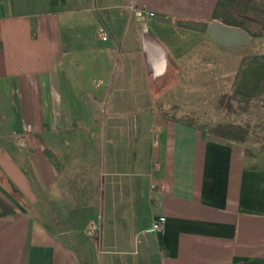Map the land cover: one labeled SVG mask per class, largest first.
Wrapping results in <instances>:
<instances>
[{
    "label": "crops",
    "instance_id": "0c3cea01",
    "mask_svg": "<svg viewBox=\"0 0 264 264\" xmlns=\"http://www.w3.org/2000/svg\"><path fill=\"white\" fill-rule=\"evenodd\" d=\"M217 1L0 0V264H264V148L156 107Z\"/></svg>",
    "mask_w": 264,
    "mask_h": 264
},
{
    "label": "rangeland",
    "instance_id": "374dc122",
    "mask_svg": "<svg viewBox=\"0 0 264 264\" xmlns=\"http://www.w3.org/2000/svg\"><path fill=\"white\" fill-rule=\"evenodd\" d=\"M171 26L180 32L176 36L172 32L170 34L178 39L183 55L187 58L200 56L203 60L200 63V70L193 67L195 62L191 63V69L187 67L185 69L187 70L186 78L189 76L186 83L195 85L196 88L190 93L186 90L185 93L180 94L183 99H177L181 105L173 107L171 104L175 100L168 97L160 103L157 102L158 110L167 115L194 119L199 125L208 127L218 123L241 125L249 131L248 143L264 148V94L249 101H241L234 94V78L243 59L247 56L264 53V36L254 38L251 46L222 48L204 33H194L195 36L203 40L201 42L196 37H192L191 31L175 25ZM206 56L212 58L211 69L207 68L209 60L206 59ZM189 88L192 89L191 86ZM123 95L127 102L133 103V106H135V100L143 101V103H145L144 101L148 102L149 99L152 100L149 93L143 91L137 95L134 91H128Z\"/></svg>",
    "mask_w": 264,
    "mask_h": 264
},
{
    "label": "trees",
    "instance_id": "16d2710c",
    "mask_svg": "<svg viewBox=\"0 0 264 264\" xmlns=\"http://www.w3.org/2000/svg\"><path fill=\"white\" fill-rule=\"evenodd\" d=\"M212 20L246 31L253 39L264 36V0H218ZM211 20V21H212ZM234 94L241 101H249L264 94V53L247 56L234 78ZM175 121L199 128L203 135L244 142L248 129L235 123H218L208 127L194 119L169 115Z\"/></svg>",
    "mask_w": 264,
    "mask_h": 264
},
{
    "label": "water",
    "instance_id": "95a60500",
    "mask_svg": "<svg viewBox=\"0 0 264 264\" xmlns=\"http://www.w3.org/2000/svg\"><path fill=\"white\" fill-rule=\"evenodd\" d=\"M156 19L168 24H176L177 26L206 34L216 45L222 48H235L242 46H251L253 38L244 30L229 26L217 20L199 21V20H174L172 17L162 15L156 16ZM143 31L147 32L148 27L143 24ZM165 57V56H164ZM168 57V56H167ZM166 64V60L164 61Z\"/></svg>",
    "mask_w": 264,
    "mask_h": 264
},
{
    "label": "built area",
    "instance_id": "2783aa9c",
    "mask_svg": "<svg viewBox=\"0 0 264 264\" xmlns=\"http://www.w3.org/2000/svg\"><path fill=\"white\" fill-rule=\"evenodd\" d=\"M150 16L154 17V13H150ZM107 35H103V39H106ZM166 223V217L164 215H160L157 218L154 219L153 225L151 228H149V232H155V231H163L164 230V225Z\"/></svg>",
    "mask_w": 264,
    "mask_h": 264
}]
</instances>
